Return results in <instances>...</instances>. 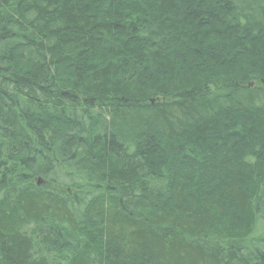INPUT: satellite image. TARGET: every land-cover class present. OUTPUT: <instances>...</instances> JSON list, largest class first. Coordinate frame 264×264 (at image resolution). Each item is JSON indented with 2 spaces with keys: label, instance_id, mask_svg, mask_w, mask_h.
I'll list each match as a JSON object with an SVG mask.
<instances>
[{
  "label": "trees",
  "instance_id": "trees-1",
  "mask_svg": "<svg viewBox=\"0 0 264 264\" xmlns=\"http://www.w3.org/2000/svg\"><path fill=\"white\" fill-rule=\"evenodd\" d=\"M242 1L0 0V264H264Z\"/></svg>",
  "mask_w": 264,
  "mask_h": 264
},
{
  "label": "rangeland",
  "instance_id": "rangeland-1",
  "mask_svg": "<svg viewBox=\"0 0 264 264\" xmlns=\"http://www.w3.org/2000/svg\"><path fill=\"white\" fill-rule=\"evenodd\" d=\"M249 1H250V3H253L254 5H260V6H263L264 5V0H243L242 2L248 3ZM37 182H38V180L36 181V183ZM38 184L39 185L42 184V181L39 180V183Z\"/></svg>",
  "mask_w": 264,
  "mask_h": 264
},
{
  "label": "water",
  "instance_id": "water-1",
  "mask_svg": "<svg viewBox=\"0 0 264 264\" xmlns=\"http://www.w3.org/2000/svg\"><path fill=\"white\" fill-rule=\"evenodd\" d=\"M39 183V180H38V182H37V184Z\"/></svg>",
  "mask_w": 264,
  "mask_h": 264
}]
</instances>
